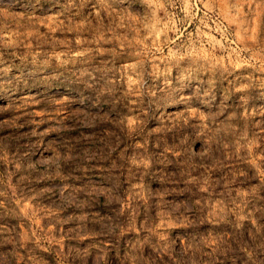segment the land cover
Segmentation results:
<instances>
[{
    "label": "rangeland",
    "instance_id": "obj_1",
    "mask_svg": "<svg viewBox=\"0 0 264 264\" xmlns=\"http://www.w3.org/2000/svg\"><path fill=\"white\" fill-rule=\"evenodd\" d=\"M0 264H264V0H0Z\"/></svg>",
    "mask_w": 264,
    "mask_h": 264
}]
</instances>
